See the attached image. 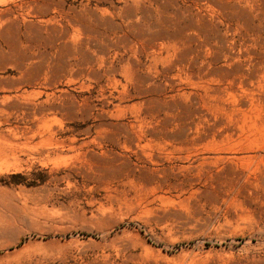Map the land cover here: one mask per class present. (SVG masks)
<instances>
[{"label": "rangeland", "instance_id": "374dc122", "mask_svg": "<svg viewBox=\"0 0 264 264\" xmlns=\"http://www.w3.org/2000/svg\"><path fill=\"white\" fill-rule=\"evenodd\" d=\"M0 264H264V0H0Z\"/></svg>", "mask_w": 264, "mask_h": 264}]
</instances>
